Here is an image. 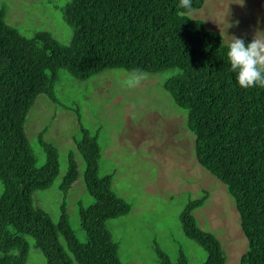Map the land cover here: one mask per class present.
I'll return each mask as SVG.
<instances>
[{
    "label": "trees",
    "instance_id": "trees-1",
    "mask_svg": "<svg viewBox=\"0 0 264 264\" xmlns=\"http://www.w3.org/2000/svg\"><path fill=\"white\" fill-rule=\"evenodd\" d=\"M203 3L192 0L195 9ZM59 11L72 29L68 44L46 31L23 36L5 22L0 7V264H27L31 242L47 264H72L61 242L78 264H122L107 222L126 216L131 206L113 192L112 175L100 174L99 131L91 134L81 125V136L74 138L84 162L82 181L93 199L86 207L78 203L74 224L67 201L79 177L73 152L58 180V150L44 140L47 129L38 133L45 161L37 167L24 126L39 95L56 100L60 69L83 81L107 69L135 68L171 71L163 89L186 112L196 162L224 185L238 213L247 240L239 264H264V87L239 86L227 60L229 44L185 15L179 0H65ZM55 183L61 199L57 223L33 202L34 191ZM208 197L204 190L187 199L180 227L204 247V264H225L219 240L201 230L193 215ZM153 252L159 264H186L182 250L176 263L156 244Z\"/></svg>",
    "mask_w": 264,
    "mask_h": 264
},
{
    "label": "rangeland",
    "instance_id": "rangeland-1",
    "mask_svg": "<svg viewBox=\"0 0 264 264\" xmlns=\"http://www.w3.org/2000/svg\"><path fill=\"white\" fill-rule=\"evenodd\" d=\"M64 1L0 0V7L5 11V22L23 36L46 31L61 44H68L72 29L59 11ZM188 17L201 20L208 29L219 33L224 44H229L233 35L252 40L258 31L264 32V0H204L203 6ZM129 72L107 69L82 81L65 69L58 71L56 100L39 95L25 120L36 166L45 161L38 144V133L45 127L44 140L58 150V180L66 172L70 152L78 165L79 177L67 196L69 215L75 224L78 203L86 207L93 199L82 181L84 162L74 138L81 136V125L91 134L99 131L100 174L112 175L113 192L131 206L126 216L107 222L122 264H159L153 252L155 244L172 263L177 262L182 250L186 264H204V247L188 238L179 222L187 199L198 198L204 190L209 197L203 207L193 212L197 225L219 240L225 264H239L247 240L240 229L238 213L224 185L196 162L186 112L163 89L171 71L147 73L140 86L126 89L120 82ZM56 183L33 193L34 204L47 211L54 223L59 220L61 203ZM61 243L72 264H78ZM27 264H47L32 242Z\"/></svg>",
    "mask_w": 264,
    "mask_h": 264
},
{
    "label": "clouds",
    "instance_id": "clouds-1",
    "mask_svg": "<svg viewBox=\"0 0 264 264\" xmlns=\"http://www.w3.org/2000/svg\"><path fill=\"white\" fill-rule=\"evenodd\" d=\"M179 7L186 10L185 15L191 16L196 12L192 0H179ZM235 23L238 24L239 21ZM226 55L230 71L236 73V80L241 88L247 89L257 85L264 87V32L258 31L247 44L243 38L230 36ZM146 79L147 73L135 68L120 83L121 87L132 89L140 86Z\"/></svg>",
    "mask_w": 264,
    "mask_h": 264
}]
</instances>
